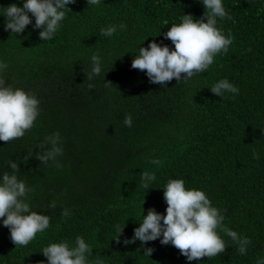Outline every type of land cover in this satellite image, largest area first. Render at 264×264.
Masks as SVG:
<instances>
[{
  "label": "trees",
  "instance_id": "16d2710c",
  "mask_svg": "<svg viewBox=\"0 0 264 264\" xmlns=\"http://www.w3.org/2000/svg\"><path fill=\"white\" fill-rule=\"evenodd\" d=\"M24 2L0 0V63L7 64L0 79L32 93L39 115L23 137L0 141V180L5 172L15 174L32 189L26 199L30 211L47 215L50 223L28 245L15 246L0 218V264H47L45 247L65 240L74 247L77 236L92 249L88 264H256L264 259V0H222L231 19L217 18L216 26L234 37L227 52L187 82L173 78L163 86L151 83L131 62L150 42L174 50L164 33L184 14L200 19L202 0H100L98 5L75 0L47 41H40L42 29L34 27L31 13L32 23L21 33L5 29L3 8ZM120 24L126 28L110 37L100 34L101 28ZM96 53L102 71L89 80ZM222 79L239 92L212 93ZM128 114L131 127L124 124ZM53 133H59L62 155L45 164L36 153L52 145H37ZM153 159L162 163H150ZM10 162L20 171L14 173ZM143 171L156 176L149 189L142 187ZM170 179L202 190L225 217L223 224L251 240L246 254L219 230L225 251L199 260L188 261L170 243L161 244L162 237L125 244L150 208L166 214L163 190ZM53 201L56 206L49 207ZM147 248L154 249L148 257Z\"/></svg>",
  "mask_w": 264,
  "mask_h": 264
},
{
  "label": "clouds",
  "instance_id": "9594fccd",
  "mask_svg": "<svg viewBox=\"0 0 264 264\" xmlns=\"http://www.w3.org/2000/svg\"><path fill=\"white\" fill-rule=\"evenodd\" d=\"M75 0H25L22 7L10 4L4 10L6 18L5 29H10L16 34L21 33L27 25L32 23L29 13L35 17L34 27L42 29L39 32L40 41L50 40L60 27V22L65 18L66 5ZM88 4L98 5L100 0H87ZM204 6L203 16L196 20L191 14H184L182 22L173 24L164 33L174 45L170 50L167 45L150 42L147 48L140 47L138 54L131 62V67L145 71L151 83L164 85L166 82L176 79L177 82L191 79L195 74L206 71L214 62L217 54L226 53L232 44L234 37L229 32L227 35L217 25V18L231 17L225 10L222 0H202ZM70 10L69 8H67ZM206 20V22H205ZM117 28L124 30L126 26H108L100 29L103 36H112ZM92 69L88 79L100 75L101 58L98 53L91 57ZM7 68L6 63H0V71ZM183 74V78H182ZM111 84V82H105ZM93 86L90 84L89 89ZM211 92L222 97L224 92L237 94L239 89L227 79H222L211 87ZM39 115V100L30 92L12 86H5V81L0 79V141L9 142L24 136L31 129ZM124 124L131 127L130 114L124 118ZM59 133H53L46 137L45 141L37 145L44 149L45 143L52 147L36 153L37 159L47 164L49 160H55L62 155V148L58 146ZM32 153L23 159L26 162ZM255 159L258 154L253 153ZM155 165L162 162L156 159L150 161ZM10 168L20 171L16 162H10ZM156 179L154 173L143 171L141 173L142 187L149 189V184ZM32 191L26 184L17 179L15 174L5 172L0 180V218L5 227L10 231V238L16 245L26 246L32 241L38 232H43L49 227L50 218L44 214L30 211L26 202L27 194ZM163 198L166 201V214L157 213L150 208L147 215H143L139 227L134 229L131 239H126L125 244L139 240L142 244L148 241L160 239V243L171 244L177 248L181 255L188 261L199 260L202 257L212 258L223 253L227 247L225 241L218 234L225 233L238 245L241 255L246 254L247 246L251 243L248 237L240 236L223 224L225 217L221 211L212 206L211 201L202 190L186 189L182 179L168 180L163 190ZM53 201L49 207H55ZM62 215H70L64 209ZM123 229V228H122ZM122 229L118 228L119 234ZM119 236V235H118ZM154 251L147 248L145 256H150ZM91 247L85 240L77 236L75 246L70 247L67 240L59 243H51L42 250L47 258V264H88L87 255L91 254ZM43 264V262H40ZM96 264H102L97 260ZM256 264H264V259L257 260Z\"/></svg>",
  "mask_w": 264,
  "mask_h": 264
}]
</instances>
